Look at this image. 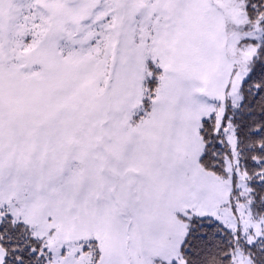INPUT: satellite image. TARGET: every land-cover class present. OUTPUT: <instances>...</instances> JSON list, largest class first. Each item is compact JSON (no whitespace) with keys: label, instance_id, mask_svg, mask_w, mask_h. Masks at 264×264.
Masks as SVG:
<instances>
[{"label":"snow or ice","instance_id":"6c2138e0","mask_svg":"<svg viewBox=\"0 0 264 264\" xmlns=\"http://www.w3.org/2000/svg\"><path fill=\"white\" fill-rule=\"evenodd\" d=\"M0 264H264V0H0Z\"/></svg>","mask_w":264,"mask_h":264}]
</instances>
